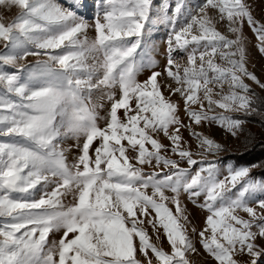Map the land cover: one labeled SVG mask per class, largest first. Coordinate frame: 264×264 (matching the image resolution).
<instances>
[{"label":"snow or ice","instance_id":"snow-or-ice-1","mask_svg":"<svg viewBox=\"0 0 264 264\" xmlns=\"http://www.w3.org/2000/svg\"><path fill=\"white\" fill-rule=\"evenodd\" d=\"M0 6L19 9L10 22L0 14V137L11 138L0 141V264H194L193 235L215 264H264V195H255L264 194V171L255 179L260 165L222 169V144L194 128L217 125L238 137L249 117L264 118V98L245 82L264 90L247 67L245 23L264 54V23L249 0H102L91 22L78 14L82 0ZM157 25L168 30L161 71L151 70L159 65L145 45ZM176 53L186 54V65ZM29 56L47 59L20 63ZM146 68L151 74L138 81ZM94 91L109 103L104 127L96 111L103 103L89 107ZM181 129L198 142L200 159ZM70 138L78 149L71 166V146L60 147ZM144 166L153 170L146 175ZM49 183L55 187L33 198ZM182 193L208 213L199 231ZM68 195L73 203L65 205ZM161 235L170 251L157 243Z\"/></svg>","mask_w":264,"mask_h":264},{"label":"rangeland","instance_id":"rangeland-1","mask_svg":"<svg viewBox=\"0 0 264 264\" xmlns=\"http://www.w3.org/2000/svg\"><path fill=\"white\" fill-rule=\"evenodd\" d=\"M59 3H61L62 5L67 6L68 0H58ZM174 2V0H173ZM249 2L252 4V12H253V16L255 19H257L258 21L264 23V0H249ZM83 4H86L87 7H81L78 11V14H83L86 17L90 18V22H91V18L95 16L98 6L101 5L102 0H82ZM75 10V9H74ZM0 14L4 15L5 18V22H10L12 19L15 18L16 15L19 14V9L16 7L11 8L10 10L5 9L3 6H0ZM218 30H220L223 34L228 35L229 38H234L233 35L229 32H227V26L226 24H220L217 26ZM167 28L164 27L163 25H157V26H153L151 31L149 33L146 34L145 36V45L148 49V54L151 56V58L153 60H155L157 62V64L159 65V67L155 68V69H151V70H156V71H161L166 63L165 60V48L166 45L164 43V41L167 38ZM243 34L245 37V46H246V52H247V57H248V64L247 67L249 69V71L254 72L261 80L262 82H264V54L260 53L257 47V39L255 37V35L253 34V32L251 31L250 27L245 23L244 27H243ZM89 39L93 38V33L91 30H89ZM0 51H3V43H0ZM141 50L138 49L137 52L139 53ZM56 52H60L59 49L56 50ZM175 58L177 60L178 63H180L181 65H186V54L185 53H176L174 54ZM37 59H47V57L45 56H41V57H36V56H29L27 57L26 60L24 61H20V63H24V64H34L36 62ZM137 60H139V56H137ZM216 63L218 64H223V62L219 59V57L217 56L215 58ZM93 61L91 59V57L88 60V63L91 64ZM9 72L15 71V69L12 68H8L6 69ZM151 70L150 69H145L144 71L138 73L137 75V80L140 82H143L144 80L147 79V77L151 74ZM246 83H248L251 88L254 90V92L256 93L257 96L259 97H264V90L259 89L258 86H256L253 82L249 81V80H245ZM228 90L227 84H225L224 86V91L226 92ZM113 91H117V90H113ZM162 91H164V95L167 97L168 96V92L165 89H162ZM214 91H219V89H214ZM118 94V92H117ZM102 93H100L99 91H94L93 96H92V101L91 104H89V107L92 106V104H96V103H103L104 107L103 108H97L96 111L99 114L100 119H98V125L100 127H104L105 126V120L103 119L106 114H107V110L109 107V103L105 97V99H103L101 101L100 97H101ZM214 98H218V97H214ZM171 99L174 102H180V116L181 118L184 120L185 123H188V118L186 117L184 111H183V102L181 100V98L179 96H172ZM133 106H134V101H133ZM205 106H207L206 102H205ZM193 107H198V106H193ZM222 110L220 109H216L215 112L218 114L220 113ZM120 117L123 119V110H120L119 113ZM225 115H233V116H238L241 115L239 113H224ZM195 130L198 132H203L204 134H209L211 138H214L217 142L221 143L223 146L224 151H222L219 154L220 157V164L219 166L223 169L224 164L225 163H229L230 161L226 160L225 157L228 156V154H239L240 155V147L241 144L243 142V138H244V132H241L239 134L238 137H232L230 134H227L224 130H222L219 126L217 125H213L211 127L208 126H194ZM244 131L246 129H251L254 130V127H252V122L250 121V119L248 118L247 123H245L243 125ZM181 131L183 132L184 138L185 140H189V150H191L194 153V158L195 159H200V157L198 155H196V153H198L200 151V149L198 148V142L194 139V138H190V134L189 131L186 129H181ZM11 138L9 137H0V141H6L9 140ZM83 138H81L80 143L82 144ZM77 143V141L74 138H70V139H66L64 141H62L60 143V147L62 149H68L71 146V151H65V156H66V160L67 163L71 166L72 163H74L76 156L78 155V149L75 148V144ZM126 143V142H125ZM99 145V141H94L92 148L90 149V155H94V149ZM167 155H172L170 152L167 153ZM172 158L174 159H179L176 156H172ZM209 160H215L217 159V157H213V156H209L207 157ZM181 167H188V165L185 162L181 163ZM144 173L147 175L149 174L153 169H151L149 166H144ZM255 168L253 169L254 172ZM226 174V172L224 173ZM220 178H223V176H221ZM253 178L255 179H260L257 178L256 176H253ZM55 187L54 183H49L47 186H45L44 184H40L37 186L36 189L32 190L33 193V198L35 199H39V197L45 192V191H51L52 188ZM148 194H151V189L149 188L148 190ZM168 195H171V193H166ZM14 195H18V194H14ZM255 195L260 196V195H264L261 194L259 192H257ZM181 200L182 202L187 206L188 212L190 213V219L193 222V225L197 228V231H199L203 226H204V220L205 217L208 215V213L206 212V210L201 209L193 204H191L187 198V194L182 193L181 194ZM204 201V197L201 196L198 200V203H203ZM65 205H70L71 203H73V198L71 195H68L67 197L64 198L63 200ZM170 207H173L171 205H169ZM239 215L243 216L244 218H248L247 214L243 213V212H239ZM3 222V221H0ZM149 233L151 234L152 229L150 226H148ZM62 235V231L61 232H56V233H51L49 235V243H51L53 240L58 241L60 236ZM194 242L196 243V247L200 250V256L199 257H194V264H196V262H203V264H215V261L212 260L207 253L204 252L203 248L201 247V245L198 242V239L196 236H192ZM156 242V241H154ZM160 246H162L166 251H170L169 245L166 242V238L161 235L160 237V241L157 242Z\"/></svg>","mask_w":264,"mask_h":264},{"label":"trees","instance_id":"trees-1","mask_svg":"<svg viewBox=\"0 0 264 264\" xmlns=\"http://www.w3.org/2000/svg\"><path fill=\"white\" fill-rule=\"evenodd\" d=\"M264 98V97H263ZM252 122L254 130L246 129L244 132L243 142L240 147L239 154H228L226 160L231 163H238L242 165L256 164L252 176L261 178L260 174L264 171V118L260 115L249 117Z\"/></svg>","mask_w":264,"mask_h":264}]
</instances>
